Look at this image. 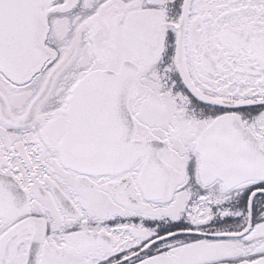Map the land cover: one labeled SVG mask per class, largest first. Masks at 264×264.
I'll return each mask as SVG.
<instances>
[{
  "label": "snow or ice",
  "instance_id": "1",
  "mask_svg": "<svg viewBox=\"0 0 264 264\" xmlns=\"http://www.w3.org/2000/svg\"><path fill=\"white\" fill-rule=\"evenodd\" d=\"M0 264H264V0H0Z\"/></svg>",
  "mask_w": 264,
  "mask_h": 264
}]
</instances>
